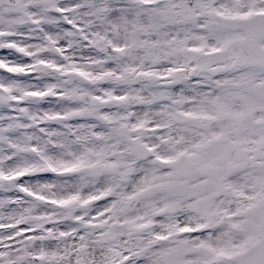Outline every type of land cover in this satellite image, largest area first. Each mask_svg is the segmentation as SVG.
<instances>
[{
  "label": "snow or ice",
  "instance_id": "obj_1",
  "mask_svg": "<svg viewBox=\"0 0 264 264\" xmlns=\"http://www.w3.org/2000/svg\"><path fill=\"white\" fill-rule=\"evenodd\" d=\"M0 264H264V0H0Z\"/></svg>",
  "mask_w": 264,
  "mask_h": 264
}]
</instances>
